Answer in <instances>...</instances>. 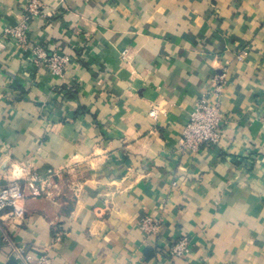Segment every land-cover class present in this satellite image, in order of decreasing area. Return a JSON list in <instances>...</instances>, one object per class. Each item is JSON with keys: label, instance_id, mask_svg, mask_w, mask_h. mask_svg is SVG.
<instances>
[{"label": "crops", "instance_id": "0c3cea01", "mask_svg": "<svg viewBox=\"0 0 264 264\" xmlns=\"http://www.w3.org/2000/svg\"><path fill=\"white\" fill-rule=\"evenodd\" d=\"M43 1L58 14L31 21L30 45L68 56L62 76L4 35L28 0H0V185L53 169L62 194L21 201L12 238L42 250L64 231L52 264H264V0ZM224 73L222 144L182 149ZM2 237L0 264H18Z\"/></svg>", "mask_w": 264, "mask_h": 264}, {"label": "built area", "instance_id": "2783aa9c", "mask_svg": "<svg viewBox=\"0 0 264 264\" xmlns=\"http://www.w3.org/2000/svg\"><path fill=\"white\" fill-rule=\"evenodd\" d=\"M88 3L92 0H80ZM26 15L18 26L7 29L4 32L6 38L15 40L17 45L24 49H31L36 55L37 63L42 62L55 76H62L68 69L70 58L66 55L53 52L42 45H30L31 21L38 17H52L58 14L56 9H51L43 0H28ZM239 61L243 56H237ZM226 74H220L212 79V87L203 94L196 103L194 111L190 114L182 132L180 140L181 148L184 150L198 151L206 145L222 144L224 132L229 114L222 104V95L227 82ZM159 111L154 109L150 115L156 118ZM17 174L14 171L13 176ZM20 175V174H19ZM58 170L50 169L45 175L40 174L37 169L25 167V174L16 179H6L5 185H0V226L3 229V242L9 247L10 257L18 264H52L51 251L56 243H60L66 233L56 231L48 247L40 249L23 240H15L9 234L3 222L7 219L22 222L25 220V209L21 201L26 198H47L62 194L60 176ZM18 176V175H17ZM178 181L173 182L177 186ZM4 213L7 214L4 217ZM140 229L147 236H157L161 231V222L152 216H146L140 224ZM192 247L191 239L183 235L170 246L169 254L173 258H184L190 254Z\"/></svg>", "mask_w": 264, "mask_h": 264}]
</instances>
